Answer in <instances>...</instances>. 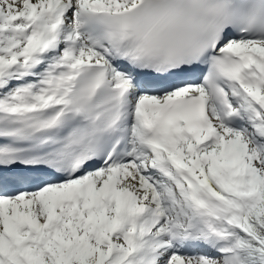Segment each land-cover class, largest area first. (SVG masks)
I'll return each mask as SVG.
<instances>
[{
    "label": "snow or ice",
    "instance_id": "1",
    "mask_svg": "<svg viewBox=\"0 0 264 264\" xmlns=\"http://www.w3.org/2000/svg\"><path fill=\"white\" fill-rule=\"evenodd\" d=\"M0 264H264V0H0Z\"/></svg>",
    "mask_w": 264,
    "mask_h": 264
}]
</instances>
